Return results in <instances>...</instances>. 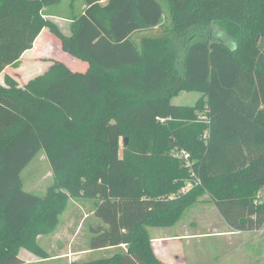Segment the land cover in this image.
Returning <instances> with one entry per match:
<instances>
[{
	"label": "trees",
	"instance_id": "1",
	"mask_svg": "<svg viewBox=\"0 0 264 264\" xmlns=\"http://www.w3.org/2000/svg\"><path fill=\"white\" fill-rule=\"evenodd\" d=\"M61 2L0 0V73L45 28L88 65L28 88L0 83V264H23L22 250L50 259L39 239L72 199L99 201L88 250L115 252L71 264H166L149 229L196 203L234 231L262 230L264 0H167L168 12L160 0H84L69 35L43 17ZM181 92L202 96L173 105ZM40 151L55 179L43 197L21 178Z\"/></svg>",
	"mask_w": 264,
	"mask_h": 264
},
{
	"label": "rangeland",
	"instance_id": "2",
	"mask_svg": "<svg viewBox=\"0 0 264 264\" xmlns=\"http://www.w3.org/2000/svg\"><path fill=\"white\" fill-rule=\"evenodd\" d=\"M160 1L168 12L167 0ZM84 6V0H62L61 3L45 9L43 17L56 23L62 32L69 35L71 33V21L69 19L74 15H80ZM49 13L53 16L49 17ZM144 34L145 36H155L158 33L156 30H152ZM39 36H44L50 42L48 52L43 53L39 51L37 60L35 61L32 53L24 56L34 47L24 52L17 68L7 66L0 73V83H4L5 76H10L14 77L20 86L28 88L29 84L32 85L35 81H40L45 77H49L48 82H50L60 76L65 71L64 68L75 72H85L87 70V63L61 51L59 40L52 35L48 28L43 29ZM177 47L180 49L179 45ZM23 56L25 59H22ZM22 64L26 65L23 67V74L28 72L27 74L33 75L37 73L33 79L29 80V82L27 81L25 84H21L22 80L19 81L20 77L15 74V71ZM201 96L202 94L199 92H181L178 96L173 97L171 103L176 106H194ZM21 178L24 191L41 197L45 196L49 189L54 186L55 179L52 168L44 151H40L22 171ZM260 199L264 201V190ZM97 203H99L98 200L72 199L68 208L61 216L57 231L52 235L41 237L39 240L40 246L51 255L56 254L57 250H61L63 247L65 251L88 247L92 237L91 226L100 223V220L93 214ZM189 211L191 210L186 212L182 221L175 228L163 231L172 233V231H177L183 225H186L190 215ZM222 241V239H216L215 237L184 240L182 244L188 257L186 264H222V259H226V264H264V232L258 234L257 240L249 242L243 249L231 254H228L230 250L229 246L221 243ZM232 251H235V249ZM114 252V250L97 252L83 260L110 257ZM25 253L27 251L22 250V254ZM58 263L61 264V262L57 261L51 264Z\"/></svg>",
	"mask_w": 264,
	"mask_h": 264
},
{
	"label": "crops",
	"instance_id": "3",
	"mask_svg": "<svg viewBox=\"0 0 264 264\" xmlns=\"http://www.w3.org/2000/svg\"><path fill=\"white\" fill-rule=\"evenodd\" d=\"M50 14V13H49ZM53 16V15H48ZM44 33V32H43ZM38 36L34 42V48L27 52L24 56L32 53L34 56V61L37 60V54L39 51L45 53L49 49V41L45 37ZM22 59H25V57ZM26 65L22 64L15 72L16 75L20 77L21 84H25L27 81L33 79L37 74L29 75L23 74V67ZM14 78V77H13ZM15 79V78H14ZM16 80V79H15ZM18 82V81H17ZM24 87V86H23ZM190 212L188 223L183 225L177 231L165 232V229L171 228H150L149 234L152 239V248L157 256V258L166 264H186L188 257L186 256L185 248L182 244L184 240L200 239L206 237H215L216 239H222L226 246H229V253L238 252L243 249L249 242L257 240L258 234L264 232V228L259 231L252 232H237L234 231L223 219L217 207L213 203H196L186 210ZM185 212V214H186ZM184 214V215H185ZM183 215V217H184ZM183 219V218H182ZM154 232V233H152ZM41 238V237H40ZM40 240V239H39ZM173 244V245H172ZM237 248V249H236ZM235 249V251H232ZM225 250V248H224ZM26 251V250H24ZM56 254H49L50 259L43 260L35 256L34 254L27 251V253L22 254L20 252V257L23 260V264H51L53 262H61V264H71L74 261L83 260L89 255L95 254L97 252H108L113 251V249H104L97 251H90L88 247H83L76 250L65 251V248L57 250ZM226 251V250H225ZM228 256V255H227ZM222 264H226V259H222ZM60 264V263H58Z\"/></svg>",
	"mask_w": 264,
	"mask_h": 264
},
{
	"label": "built area",
	"instance_id": "4",
	"mask_svg": "<svg viewBox=\"0 0 264 264\" xmlns=\"http://www.w3.org/2000/svg\"><path fill=\"white\" fill-rule=\"evenodd\" d=\"M173 155H174V157H176L178 159H182L188 166H190V164H191V162H190V156L185 151H182V152L175 151L173 153Z\"/></svg>",
	"mask_w": 264,
	"mask_h": 264
},
{
	"label": "water",
	"instance_id": "5",
	"mask_svg": "<svg viewBox=\"0 0 264 264\" xmlns=\"http://www.w3.org/2000/svg\"><path fill=\"white\" fill-rule=\"evenodd\" d=\"M128 144V139H126V145Z\"/></svg>",
	"mask_w": 264,
	"mask_h": 264
}]
</instances>
